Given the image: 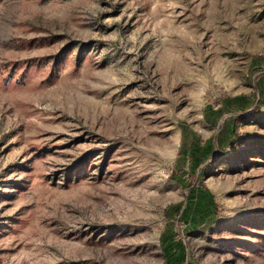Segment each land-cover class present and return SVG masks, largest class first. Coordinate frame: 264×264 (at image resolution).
<instances>
[{"label": "rangeland", "instance_id": "rangeland-1", "mask_svg": "<svg viewBox=\"0 0 264 264\" xmlns=\"http://www.w3.org/2000/svg\"><path fill=\"white\" fill-rule=\"evenodd\" d=\"M0 264H264V0H0Z\"/></svg>", "mask_w": 264, "mask_h": 264}]
</instances>
